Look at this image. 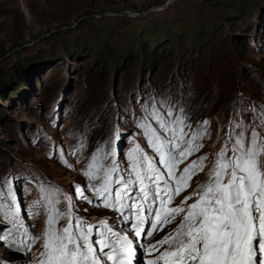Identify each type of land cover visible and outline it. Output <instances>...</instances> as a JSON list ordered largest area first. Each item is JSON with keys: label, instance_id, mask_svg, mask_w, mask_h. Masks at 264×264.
I'll return each instance as SVG.
<instances>
[{"label": "rangeland", "instance_id": "374dc122", "mask_svg": "<svg viewBox=\"0 0 264 264\" xmlns=\"http://www.w3.org/2000/svg\"><path fill=\"white\" fill-rule=\"evenodd\" d=\"M153 98L183 108L192 130L210 121L204 147L179 165L182 171L206 155L204 169L175 207L207 179L230 121L260 123L264 0H0V178L12 181L32 235L40 236L46 220L43 205L32 208L40 185L60 190L62 211L63 197L72 196L77 215L93 224L110 218L121 229L117 213L78 199L75 189L93 198L83 171L98 147L115 146L125 165L134 142L154 156L137 126ZM180 219L142 242L156 244ZM19 235L13 230L12 238ZM41 250L39 240L27 253L0 240V264H33Z\"/></svg>", "mask_w": 264, "mask_h": 264}, {"label": "snow or ice", "instance_id": "6c2138e0", "mask_svg": "<svg viewBox=\"0 0 264 264\" xmlns=\"http://www.w3.org/2000/svg\"><path fill=\"white\" fill-rule=\"evenodd\" d=\"M183 111L156 98L145 106V116L137 126L154 156L135 142L125 156L126 165L118 161L115 146L110 150L101 146L92 153L83 175L91 182L93 198L79 186L76 197L89 204L99 201L95 206L117 213L119 231L110 218L93 224L77 215L72 196L63 197L66 207L62 211L60 190L40 185L41 197L32 208L43 205L46 220L40 236H34L21 217L12 181L0 178V215L11 225L0 228V233H7L0 234V240L24 253L41 241L42 250L33 264H264V109L258 125L229 122L227 140L215 154L207 179L173 207L208 159L199 156L179 170L180 164L204 147L199 141L209 135L210 124L206 119L199 130H192ZM249 111L256 119L257 109ZM83 147L81 143L76 151ZM60 156L63 159V153ZM177 217L181 219L172 233L145 246L142 240ZM62 220L66 221L63 225ZM124 227L129 231L124 232ZM13 230L20 235L12 238ZM165 244L168 247L159 251ZM154 252H158L154 258L142 259Z\"/></svg>", "mask_w": 264, "mask_h": 264}, {"label": "trees", "instance_id": "16d2710c", "mask_svg": "<svg viewBox=\"0 0 264 264\" xmlns=\"http://www.w3.org/2000/svg\"><path fill=\"white\" fill-rule=\"evenodd\" d=\"M220 29H221V32H223V31L225 30V29L222 28V27H221ZM18 74H19V75H22V74H23L22 70H21L20 72H18Z\"/></svg>", "mask_w": 264, "mask_h": 264}, {"label": "bare ground", "instance_id": "6f19581e", "mask_svg": "<svg viewBox=\"0 0 264 264\" xmlns=\"http://www.w3.org/2000/svg\"><path fill=\"white\" fill-rule=\"evenodd\" d=\"M158 253V252H157Z\"/></svg>", "mask_w": 264, "mask_h": 264}]
</instances>
